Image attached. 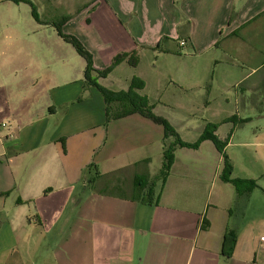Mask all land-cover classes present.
Segmentation results:
<instances>
[{"label":"crops","instance_id":"0c3cea01","mask_svg":"<svg viewBox=\"0 0 264 264\" xmlns=\"http://www.w3.org/2000/svg\"><path fill=\"white\" fill-rule=\"evenodd\" d=\"M5 2L0 38L17 18ZM80 23L88 34L75 37L92 54L96 71L120 53L160 49L178 60L204 57L229 71L250 69L245 77L264 72V0H101ZM175 43L185 49L181 54L172 49ZM18 53L10 41L7 72H20ZM55 57L61 70L46 80L28 73L22 83L11 73L14 86L0 82V264H264V169L233 165L231 179L257 185L238 189L222 180L223 157L206 140L198 150L176 148L167 179L158 178L164 135L151 134L154 122L138 113L108 118L103 95L85 79L86 60ZM196 75V69L179 68V78ZM254 87L264 89V73ZM239 118L241 124L250 119ZM207 123L219 125L221 141L231 136L228 145L241 127L225 118ZM109 133L116 137L104 150ZM124 136L134 137L135 146L118 142ZM250 141L239 146H254ZM141 176L157 179L155 205L132 200ZM228 233L236 237L231 256L224 253Z\"/></svg>","mask_w":264,"mask_h":264},{"label":"rangeland","instance_id":"374dc122","mask_svg":"<svg viewBox=\"0 0 264 264\" xmlns=\"http://www.w3.org/2000/svg\"><path fill=\"white\" fill-rule=\"evenodd\" d=\"M5 1L6 6L15 7V17L17 18L15 27L6 29L0 38V41L3 42L0 45V51L3 53L0 57V82L14 86L17 82L9 77L11 73L22 77V83L23 77L28 73H34L38 79L43 77L46 80L48 73L61 70L60 65L56 62V55H67L70 57V62L71 55L79 57L72 45L64 41L49 22L59 20L64 15H70V20L73 21L64 33H74L72 35L76 36L75 34H77L80 37L86 36L87 30L80 22L89 20L91 12L101 0H31L36 4L42 20L47 22L44 26L37 23L32 15L30 5ZM8 26L10 25H7L6 10L5 27ZM10 41L16 50H19L20 72H7L8 65L6 62H4L5 65L3 64V60L10 50ZM172 47L177 54H181V51L185 50L176 43ZM159 50L138 51L139 63L136 68L124 64L113 74L109 73L106 79L101 81L102 85L114 91H122L129 88L132 78L140 79L144 84L140 89V94L146 107L154 115L164 118L180 138L189 143L197 141L207 122H219L225 118V122H229L232 127L233 125L237 127L241 124L239 116L250 118L246 119L249 124L242 122L238 136L227 146L229 158H232L235 169H264V89L260 91L254 87L264 72L245 77L249 74L248 70L250 69H244V72L229 71L225 68L226 65L218 67L215 62L203 60L204 57L178 60L173 56L161 55ZM257 61L255 60V65ZM240 63L244 67L247 66L245 61ZM187 66L193 70L196 69L195 78L178 77L179 68ZM37 96L35 102L36 105H40L42 103L41 96ZM257 113H261L262 117L254 116ZM7 123L5 122L6 126ZM152 125L157 130L151 131V134H159V137L163 138L164 128L155 123ZM224 131L225 128L221 129L222 135L225 134ZM114 137L116 135L113 136L112 133H109L104 150L108 149ZM247 138L255 145L243 149L239 144L245 142ZM120 141L128 148L136 144L135 138L130 136L118 138V142ZM146 154L147 156L149 154L157 156L158 152L150 151L148 153L147 151ZM96 156L97 158L93 159L95 162L99 158L101 159L102 153ZM155 166L157 165L155 164ZM87 169V173H93L95 164ZM148 179L150 183L155 181L151 177Z\"/></svg>","mask_w":264,"mask_h":264},{"label":"trees","instance_id":"16d2710c","mask_svg":"<svg viewBox=\"0 0 264 264\" xmlns=\"http://www.w3.org/2000/svg\"><path fill=\"white\" fill-rule=\"evenodd\" d=\"M9 1H12L14 3H26L30 5V7L32 8V15L35 18V20L40 24H47V22L42 20L41 15L38 12L37 6L35 3H33V1L31 0H9ZM70 19H71L70 15H64L59 20H54L53 22H49V23H51L55 27L56 31L58 32V35L64 41L72 45V47L75 49L77 54L86 60L87 65L85 70V79L90 85L96 87L103 95L107 103V107H106L107 117L123 118L138 113L150 119L155 124H158L164 128L165 131L164 140H163L164 161L158 178H161L162 180L167 179L171 167L175 160L176 148H189L193 150H198L204 141L210 140L214 143V145L216 146V148L219 150V152L223 157V171L221 178L224 182L232 183L238 189L241 186V184H246V186L249 185L252 188L257 186L253 181L231 179L233 164L225 151L231 136H229V138L226 141H221L218 138V136L215 134L219 126L218 124L207 123L203 133L200 135L197 141L193 143L185 142L180 138L179 134L172 128V126H170V124L164 118L154 115L149 110V108L146 107L143 97L137 93V90L142 89L144 85L140 79L133 78L128 91L113 92L101 86L98 83L99 78L107 77V75L111 73L114 70V68L117 67L119 64H121L123 61L127 60L129 65H131L132 67H136L139 63L137 52L134 51L131 53H120L114 57L112 63L107 68L101 71H96L93 68L92 54L85 48L83 43L74 35L64 33L63 27L67 22L70 21ZM94 72L97 74L96 77H93ZM112 103H117L119 105V108L115 110L111 109L110 104ZM242 122L245 123L247 121L244 120ZM95 178L96 177H92L90 183H93L95 181ZM156 180L157 179H155V181L150 183L148 177H142V176L137 177L134 181V195L132 197V200L141 201L143 204L155 205L156 193L154 186ZM18 202L20 203V200ZM235 243H236L235 235H229V233L226 234L225 242H224V253L227 256H231Z\"/></svg>","mask_w":264,"mask_h":264},{"label":"built area","instance_id":"2783aa9c","mask_svg":"<svg viewBox=\"0 0 264 264\" xmlns=\"http://www.w3.org/2000/svg\"><path fill=\"white\" fill-rule=\"evenodd\" d=\"M186 43L184 42V41H182L181 43H180V45L181 46H184ZM260 245L262 246V247H264V239H262L261 241H260Z\"/></svg>","mask_w":264,"mask_h":264}]
</instances>
